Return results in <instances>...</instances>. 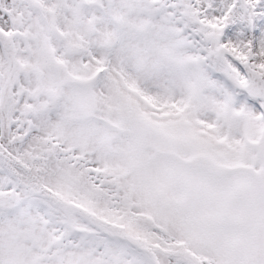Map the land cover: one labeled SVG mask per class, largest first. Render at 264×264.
Listing matches in <instances>:
<instances>
[{
    "label": "snow or ice",
    "instance_id": "snow-or-ice-1",
    "mask_svg": "<svg viewBox=\"0 0 264 264\" xmlns=\"http://www.w3.org/2000/svg\"><path fill=\"white\" fill-rule=\"evenodd\" d=\"M0 264H264V0H0Z\"/></svg>",
    "mask_w": 264,
    "mask_h": 264
}]
</instances>
